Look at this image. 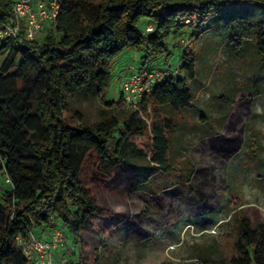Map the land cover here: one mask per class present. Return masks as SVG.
<instances>
[{
  "label": "trees",
  "instance_id": "obj_1",
  "mask_svg": "<svg viewBox=\"0 0 264 264\" xmlns=\"http://www.w3.org/2000/svg\"><path fill=\"white\" fill-rule=\"evenodd\" d=\"M12 3L0 0V22L15 20ZM243 6L264 12V0H63L44 35L0 42V173L8 182L0 194V264H34L16 237L43 239L57 227L79 249L75 264H100L95 249L82 243L84 235L103 244L124 228L128 236L143 238L149 209L131 213L139 195L159 203L175 187L190 184L194 174L184 167L182 181L169 183L175 125L170 117L163 127H150L143 118L149 100L171 113L187 110L192 102L184 75L194 78V61L185 50L170 60L168 40L186 29L191 33L186 38L196 39L214 15ZM148 23L151 32L145 30ZM232 28L238 42L229 41V48H244L251 38L260 59L256 73L264 72V17L234 22ZM125 49L141 52L146 63L139 69L177 68L183 76L156 79L137 108L126 106L121 93L115 102H106L112 64ZM259 93L242 97L238 105L248 108ZM90 98L110 110L128 108L121 117L104 111L92 124L65 120L75 104ZM229 117L223 133L200 142L216 159L233 158L244 144L241 115ZM147 134L151 158L131 140ZM237 211L231 216L236 234L230 264H264V222L252 223Z\"/></svg>",
  "mask_w": 264,
  "mask_h": 264
},
{
  "label": "rangeland",
  "instance_id": "obj_2",
  "mask_svg": "<svg viewBox=\"0 0 264 264\" xmlns=\"http://www.w3.org/2000/svg\"><path fill=\"white\" fill-rule=\"evenodd\" d=\"M261 17L264 12L259 6L235 7L214 15L196 32L194 42L184 39L191 34L189 29L168 40L170 60L185 50L194 61V78L184 75L192 102L187 110L171 113L149 100L143 118L150 127H163L164 120L171 117L175 126L169 161L174 170L168 181L180 183L184 167L194 170L192 181L167 192L159 203L139 195L131 213L144 211L146 206L149 209L142 239L128 236L124 228L103 239V244L84 235L82 243L95 249L100 264H195V260L230 264L236 234L233 213L238 210L236 215L241 212L252 223L264 222V72L256 73L260 59L251 38L244 48H229V41L238 42L234 22H257ZM117 59L112 64L106 102L118 100L129 70L146 63L141 52L132 49H125ZM178 74L183 76L179 69ZM253 91L260 93L248 108L240 107L242 97L248 98ZM124 108L128 107L115 105L110 110L99 99L90 98L75 104L64 117L72 125L92 124L102 119L104 111L121 117ZM236 113L245 130L243 147L233 158L216 159L200 142L223 133L229 116ZM131 140L151 158L149 134ZM7 183L0 173V194L8 189ZM78 252L67 241L63 250L53 254V263L75 264L74 253Z\"/></svg>",
  "mask_w": 264,
  "mask_h": 264
},
{
  "label": "built area",
  "instance_id": "obj_3",
  "mask_svg": "<svg viewBox=\"0 0 264 264\" xmlns=\"http://www.w3.org/2000/svg\"><path fill=\"white\" fill-rule=\"evenodd\" d=\"M63 0H13L11 5L15 20L0 22V42L16 39L22 36L25 40L33 41L39 38L44 29L53 27ZM189 21H185L188 23ZM146 32L153 31V25L148 23ZM194 42L193 37L186 38ZM178 69L173 72H162L147 69L129 70L127 78L122 82L120 93L126 106L137 108L140 99L148 95L156 79L166 76H178ZM17 244L27 261L34 264H54L53 254L63 250L68 241L63 230L59 227L51 231L50 239H39L29 235L28 239L16 237ZM195 264H206L195 260Z\"/></svg>",
  "mask_w": 264,
  "mask_h": 264
},
{
  "label": "crops",
  "instance_id": "obj_4",
  "mask_svg": "<svg viewBox=\"0 0 264 264\" xmlns=\"http://www.w3.org/2000/svg\"><path fill=\"white\" fill-rule=\"evenodd\" d=\"M116 60H118V59H116ZM119 62V61H118ZM117 62V64H116V67H117V71H119L120 69V66H119V63ZM50 234H51V231H50V233H45V234H43L42 236H43V239H45V240H48V239H50Z\"/></svg>",
  "mask_w": 264,
  "mask_h": 264
}]
</instances>
